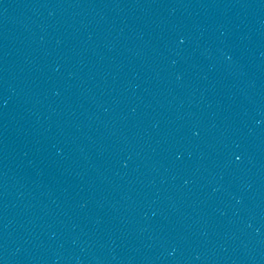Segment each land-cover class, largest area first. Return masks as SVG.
Segmentation results:
<instances>
[{
	"label": "water",
	"instance_id": "1",
	"mask_svg": "<svg viewBox=\"0 0 264 264\" xmlns=\"http://www.w3.org/2000/svg\"><path fill=\"white\" fill-rule=\"evenodd\" d=\"M0 264H264V0H0Z\"/></svg>",
	"mask_w": 264,
	"mask_h": 264
}]
</instances>
